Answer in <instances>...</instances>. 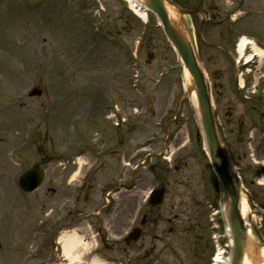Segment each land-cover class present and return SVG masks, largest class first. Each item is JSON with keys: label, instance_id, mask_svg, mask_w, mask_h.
<instances>
[{"label": "rangeland", "instance_id": "rangeland-1", "mask_svg": "<svg viewBox=\"0 0 264 264\" xmlns=\"http://www.w3.org/2000/svg\"><path fill=\"white\" fill-rule=\"evenodd\" d=\"M176 1L202 14L185 17L184 28L195 40L223 145L242 178L251 237L264 252V103L251 100H264V58L252 60L249 73L246 57L232 62L242 38L264 51V0ZM180 64L156 18L142 21L123 0H0V264L63 262L52 242L55 222L72 205L74 174L89 171L80 211L90 216L107 200L120 207L116 220L79 226L101 234L99 243L80 233L94 245L87 262L99 256L108 264L213 263L207 218L219 203V185L195 107L184 98ZM238 70L244 89L235 81ZM34 88L41 95L30 97ZM110 107L124 126L116 129L106 118ZM130 148L135 188L119 201L108 194L131 178L120 163ZM81 152L84 165L67 170L65 158ZM34 165L47 170V180L27 195L18 181ZM158 187L166 188L163 203L150 207L146 195ZM133 221L138 240L119 243Z\"/></svg>", "mask_w": 264, "mask_h": 264}, {"label": "water", "instance_id": "water-1", "mask_svg": "<svg viewBox=\"0 0 264 264\" xmlns=\"http://www.w3.org/2000/svg\"><path fill=\"white\" fill-rule=\"evenodd\" d=\"M146 9L151 11L160 20L164 32L176 49L182 61L184 69L191 78V86L188 87L185 98H189L194 93L196 97L198 123L204 140L207 154L217 177L220 181L222 204L224 209L227 228L232 240L231 264H244L247 256L259 262L258 246L251 240L247 225L251 222V216L247 219L242 217L241 202L242 190L238 176L233 171L229 154L218 131L216 117L214 115L213 104L205 75L191 40L189 39L183 19L185 16L194 13L181 10L171 0H140ZM37 95L40 94L36 91ZM42 171L34 168L29 173L23 175L22 187L28 192L34 191L42 182ZM165 190H158L154 195V205L162 203ZM138 236V235H137ZM138 237H136L137 239Z\"/></svg>", "mask_w": 264, "mask_h": 264}, {"label": "bare ground", "instance_id": "bare-ground-1", "mask_svg": "<svg viewBox=\"0 0 264 264\" xmlns=\"http://www.w3.org/2000/svg\"><path fill=\"white\" fill-rule=\"evenodd\" d=\"M131 1V8L133 11L138 15L142 20H145L147 18V15L145 11H141V9H138V5H135V0H129ZM246 45H252L254 48L255 56L263 59L264 58V51L258 48L257 45L254 43L246 42V39L241 40V44L239 45V51L243 52ZM252 56H249L247 58L248 61H250ZM183 79H184V87L187 89L191 84V78L186 70H184ZM191 102L194 106L197 105L196 97L193 94H191L190 97ZM78 164L80 166L84 165L83 160H79ZM78 174H75L72 178V181L75 180L76 176ZM264 185V180L261 181ZM125 196H128L127 193H124ZM133 196V195H132ZM241 214L242 217L247 218V216L250 214V208L248 206L247 200L243 197L241 202ZM119 223L121 225H125L124 220H120ZM83 231H87L86 229H83ZM58 244L62 247V257L64 259V262L61 264H107L106 262L102 261L100 258L94 257L91 260L87 262L86 260L90 256V254L93 251V246L91 243L88 242L85 235H81L80 231L73 230L72 232H66L63 233L59 240ZM261 258L260 264H264V252H261ZM217 260V264H227V257L214 259ZM244 264H258V262H255L253 258H250V256L245 259Z\"/></svg>", "mask_w": 264, "mask_h": 264}, {"label": "flooded vegetation", "instance_id": "flooded-vegetation-1", "mask_svg": "<svg viewBox=\"0 0 264 264\" xmlns=\"http://www.w3.org/2000/svg\"><path fill=\"white\" fill-rule=\"evenodd\" d=\"M126 154H127V155L129 154L128 151L126 152ZM104 218L107 220V219H110L111 216H110V215H106V216H104Z\"/></svg>", "mask_w": 264, "mask_h": 264}]
</instances>
